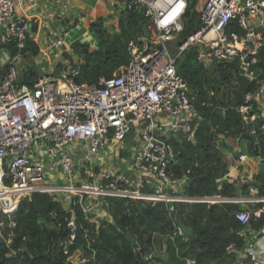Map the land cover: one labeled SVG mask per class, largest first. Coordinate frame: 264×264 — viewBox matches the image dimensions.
I'll use <instances>...</instances> for the list:
<instances>
[{
  "label": "built area",
  "instance_id": "1",
  "mask_svg": "<svg viewBox=\"0 0 264 264\" xmlns=\"http://www.w3.org/2000/svg\"><path fill=\"white\" fill-rule=\"evenodd\" d=\"M189 1L109 0L120 14L144 10L149 33L129 40V61L119 72L90 84L80 79L83 61L78 60L83 57L67 44V25L51 27V20H45L50 30L42 45L33 34L40 20L29 12L39 0H0V237L6 226L16 225L13 218L20 201L39 192L54 195L65 206L72 226L76 204L93 222L112 220L105 208L108 196L150 204H264V185L262 194L240 199L190 195L187 178L176 177L170 170L177 156L172 140L195 142L200 119L198 92L177 66L192 47H198V60L206 67L234 63L242 75L256 81L259 86L246 93L239 111L247 124L264 117V82L256 70L264 49V0H205L199 10L201 27L182 39ZM103 23L107 26L111 21ZM30 42L39 49L36 55L26 50ZM28 56L35 60L38 73L33 85L19 83L22 73L17 62ZM256 130L253 126L251 133ZM130 137L138 145L127 171L108 166L112 158L122 157L121 149ZM43 152L50 154L48 164L39 162ZM247 158L245 153L239 155L241 161ZM47 169H54L56 180L48 181ZM254 215L264 225V206L236 213L244 225L240 236L245 245L236 249L232 244L229 249L238 252L239 264H264L257 240L249 234ZM178 233L185 235L180 227ZM259 233L264 239V231ZM141 246L137 243L138 249ZM156 253L154 248L143 258L152 262ZM70 260L86 262L80 251Z\"/></svg>",
  "mask_w": 264,
  "mask_h": 264
},
{
  "label": "trees",
  "instance_id": "2",
  "mask_svg": "<svg viewBox=\"0 0 264 264\" xmlns=\"http://www.w3.org/2000/svg\"><path fill=\"white\" fill-rule=\"evenodd\" d=\"M204 2L193 0L189 6L182 39L201 27L199 10ZM104 20L97 19L90 26L98 36L97 49L73 44L83 57L80 79L90 84L119 72L129 61V40L149 33V19L144 10L122 11L114 24L115 33L104 25ZM9 46L16 51L13 43ZM26 50L30 55L39 52L31 42ZM177 66L179 73L198 92L196 105L200 119L196 120L195 142L187 138L172 140L177 156L170 170L176 177L187 178L186 192L190 195L234 196V184L220 182L229 172L228 151L232 145L229 139L245 141L249 155L261 157L264 163V117L255 124H247L239 111L246 103V93L255 91L259 85L244 77L238 88L225 90L220 98L221 84L242 73L234 63L206 67L198 60L196 46L179 59ZM256 70L257 78L263 83L264 49ZM37 77L32 66L21 74L22 82L30 85ZM253 126L257 128L255 134L251 133ZM259 178L264 182V173ZM105 201L112 220L93 222L85 218L76 204L72 226L69 212L54 195L39 192L23 198L13 218L16 225L6 226L0 237V264H74L70 256L78 251L86 258L84 264H239L238 252L229 249L232 244L236 249L245 245V239L240 236L244 225L236 218L242 209L239 203L150 204L110 196ZM179 227L185 235L178 233ZM129 233L135 236V241L128 237ZM173 233L176 235L171 239L169 235ZM65 241L71 244H64ZM164 241L169 247L168 258L156 253L152 262L144 260L145 254ZM137 243L142 245L140 249Z\"/></svg>",
  "mask_w": 264,
  "mask_h": 264
},
{
  "label": "crops",
  "instance_id": "3",
  "mask_svg": "<svg viewBox=\"0 0 264 264\" xmlns=\"http://www.w3.org/2000/svg\"><path fill=\"white\" fill-rule=\"evenodd\" d=\"M99 0H39L38 4L34 5L33 10H29L31 14H35L37 19L40 20V24L37 27L35 24L33 29V34L38 38L39 42L43 45L46 34L50 30L44 25V21L51 20V27H60L61 25L70 26L72 24H77L78 21H84L85 26L90 29L91 23L97 18H89V12L94 10L98 4ZM81 12L78 18H73L71 15L73 13ZM68 36V35H67ZM77 39L67 40L68 45H73L77 43ZM93 48L92 50H94ZM241 153L247 154L248 158L245 161L239 159ZM229 160V172L220 179L221 183L230 182L233 183L236 192L234 197L237 199L243 198L244 196H250L254 194H259L262 189L261 184L264 185L262 179L259 175L262 174L260 168L261 157L250 156L247 150V143L239 141L232 143L231 148L228 151ZM251 188H255V192L251 191ZM242 209L248 208L252 211L257 210L259 207H263L264 204H255L246 201L238 202ZM250 237H254L257 240V249L259 250L261 256H264V239H261L259 231H264V225L262 219L258 218L256 215L252 217L250 223ZM156 252L159 254H168V244L166 241L160 242L159 246L156 247ZM238 262V260H237ZM244 264H247L245 262Z\"/></svg>",
  "mask_w": 264,
  "mask_h": 264
},
{
  "label": "rangeland",
  "instance_id": "4",
  "mask_svg": "<svg viewBox=\"0 0 264 264\" xmlns=\"http://www.w3.org/2000/svg\"><path fill=\"white\" fill-rule=\"evenodd\" d=\"M198 3H199V1H198ZM80 14H81V12L77 11V13L76 14L73 13L71 15V17H73V18L77 17L78 18V16H80ZM119 17H120V11L112 8L109 0H99L96 8L89 12V18H97L98 20L100 18H102L103 20L104 19L110 20L111 24L107 25L106 27L111 32H114V33L116 32V28H115L114 24H115V22H118ZM68 27H69V28H67L68 29V36H65V39L72 40V39L78 38L77 43L89 45L91 50L93 48L97 49L99 47V40L97 38L98 36L92 31L91 28L89 29L85 26L84 21L80 20V21H78L77 24H75V25L72 24ZM76 53L79 54L78 51H76ZM78 61H83V60L79 59ZM39 64L42 65L43 64L42 61ZM17 66H18L20 72L23 73L25 68H27L28 66L35 67L36 63H35V60L31 56H28V57H23V58L19 59L17 62ZM242 76H238V75L234 74L233 76H231L229 81L222 83L221 89L223 91L220 94V98L223 96V92L225 90L230 89L231 91H233V90H235V88H238L240 86V84L242 83V81L245 80V78H244L245 76L244 75H242ZM20 82L22 83L21 78L19 79V83ZM229 142L231 144L232 143L235 144V141H233L231 139H229ZM124 143H125L124 148L121 149L122 157L119 159L112 158L109 161V165H108V166H113L115 168H118L123 172L127 171V166L130 163V158L132 156V153L135 150V147L138 145L134 141V138H132V137L128 138ZM238 155H239V153H238ZM50 159H51L50 154H46L45 152H43L39 158V162L48 164ZM261 162L263 163L262 158H261ZM260 168L263 170L264 164H261ZM262 173H264V170L262 171ZM46 175L47 176L51 175V177L49 178L48 181L57 179V177H56L57 175H56L54 169H49V170L47 169ZM262 193H263V189H261L259 191V194H262ZM2 218L6 222L9 221V219L6 216H2ZM75 256H76V254L73 257L75 258Z\"/></svg>",
  "mask_w": 264,
  "mask_h": 264
},
{
  "label": "water",
  "instance_id": "5",
  "mask_svg": "<svg viewBox=\"0 0 264 264\" xmlns=\"http://www.w3.org/2000/svg\"><path fill=\"white\" fill-rule=\"evenodd\" d=\"M189 3H190V5H192L193 0H190ZM216 65H218V64L216 63L213 67H215ZM128 237L131 238L132 241H135V236L132 235L131 233L128 234ZM168 251H169V247H168ZM168 257H169V253L166 254V256H164V258H168Z\"/></svg>",
  "mask_w": 264,
  "mask_h": 264
}]
</instances>
